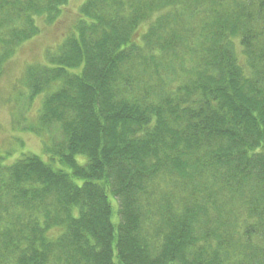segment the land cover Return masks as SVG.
<instances>
[{
  "label": "trees",
  "instance_id": "obj_1",
  "mask_svg": "<svg viewBox=\"0 0 264 264\" xmlns=\"http://www.w3.org/2000/svg\"><path fill=\"white\" fill-rule=\"evenodd\" d=\"M68 1L0 0V75ZM200 3L86 0L26 69L63 139L0 154V264H264V0Z\"/></svg>",
  "mask_w": 264,
  "mask_h": 264
},
{
  "label": "rangeland",
  "instance_id": "obj_2",
  "mask_svg": "<svg viewBox=\"0 0 264 264\" xmlns=\"http://www.w3.org/2000/svg\"><path fill=\"white\" fill-rule=\"evenodd\" d=\"M85 1L69 0L49 21L36 19L38 33L15 47L0 75V154L8 155L10 161L30 153L40 154L48 160L51 153L47 148H55L54 144L63 139L57 124H49L47 129L40 118L45 95L56 89L57 83L46 84L41 93L30 97L25 73L35 64L48 65V55L54 53L62 39L75 29ZM200 4H203L201 8L206 7L207 0H201ZM197 21V16L188 14L185 18L186 25Z\"/></svg>",
  "mask_w": 264,
  "mask_h": 264
}]
</instances>
